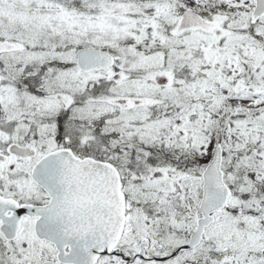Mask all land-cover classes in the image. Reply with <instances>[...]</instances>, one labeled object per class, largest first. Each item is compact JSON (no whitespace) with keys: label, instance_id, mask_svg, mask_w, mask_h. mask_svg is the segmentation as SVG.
Here are the masks:
<instances>
[{"label":"snow or ice","instance_id":"snow-or-ice-1","mask_svg":"<svg viewBox=\"0 0 264 264\" xmlns=\"http://www.w3.org/2000/svg\"><path fill=\"white\" fill-rule=\"evenodd\" d=\"M0 264H264V0H0Z\"/></svg>","mask_w":264,"mask_h":264}]
</instances>
